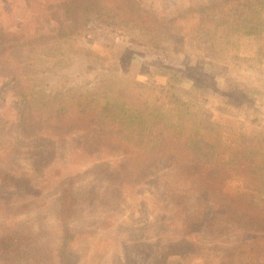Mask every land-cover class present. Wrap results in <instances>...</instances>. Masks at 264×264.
Segmentation results:
<instances>
[{
  "label": "rangeland",
  "instance_id": "rangeland-1",
  "mask_svg": "<svg viewBox=\"0 0 264 264\" xmlns=\"http://www.w3.org/2000/svg\"><path fill=\"white\" fill-rule=\"evenodd\" d=\"M134 1L150 13L154 28L135 25L131 19L121 26L93 19L81 35L39 48L33 70L26 64H32V55L25 48L15 54L29 67L25 74L23 65L1 70L0 237L32 236L34 244L28 241L32 249L20 257L14 251L0 252V264H10L16 256V263L24 264L27 256L40 253L45 259L40 264H66L58 253L62 187L73 188L80 197L70 220L79 239L70 246L67 264H264V243L253 244L261 248V255L253 258L243 244L258 236L246 238L250 233L244 228H223L222 220L204 213H198L204 220L192 225L189 220L186 226L187 213H180L168 195V187L178 185L176 165L164 160L143 164L144 169L150 166L143 176H156L139 180L135 174L131 184L114 191L106 189L101 171L91 170L103 156L117 167L122 162L116 153L123 150L155 149L166 155L168 146L165 151L155 144L145 146L141 137L153 138L168 126L173 134L185 127L183 131L204 137L202 155L219 152L217 157L227 159L231 143L238 144L236 150L257 168L255 175L264 187V22L222 35L196 27L214 15L211 10H218L208 6L225 2L227 9H240L246 0ZM69 4L77 0H56L50 12L53 17L60 16L59 10L68 15ZM38 8L32 0H0L1 35L10 41L5 49L13 41L25 43L22 31L27 41L39 26L48 27V13L40 11L31 19ZM10 51L5 50L3 63L14 62L8 60ZM27 78L30 90L19 96V81ZM30 91L35 94L28 98ZM76 98L82 107L110 102L104 114L107 134L97 126L95 134L102 135H91L82 122L49 120L58 106ZM119 102L124 110L113 113ZM48 128L66 136L53 135ZM48 146L55 155L38 161L35 153L46 155ZM134 165L137 169V162ZM241 176L234 178L236 183ZM92 188L101 195L88 198ZM194 202L188 201L190 211ZM203 205L202 200L199 207Z\"/></svg>",
  "mask_w": 264,
  "mask_h": 264
},
{
  "label": "trees",
  "instance_id": "trees-1",
  "mask_svg": "<svg viewBox=\"0 0 264 264\" xmlns=\"http://www.w3.org/2000/svg\"><path fill=\"white\" fill-rule=\"evenodd\" d=\"M55 1L56 0H32L33 5L36 4V8H38V6L39 8L32 11L31 19H37L39 12L43 11L48 13L49 20L47 22L50 24H48L47 28L45 26L43 29L39 26L33 33L27 35V41L25 39L27 32L25 33V31H22L24 34L22 38L25 40V43L18 42L14 45L13 41L11 48L5 49L3 46L8 45L10 41H6L4 36L1 35L2 30L0 28V49H4L3 52L0 53V73L5 69V65L10 64H15L17 66L23 65L22 73L25 74L27 72L25 69L29 67L23 64L21 58L16 57V55H18V48H25L29 51L30 55H32V57L29 58V60H32V64L30 61L26 64L33 70L37 64L36 56L38 55L37 50L39 48L45 47L49 41L60 43L65 41V39L74 37V35H81V32L86 30L93 19L118 26L120 22L123 23L125 20L131 19L136 23L135 25L139 26L141 23L146 26V29L148 27L154 28L150 13L144 10L145 8L134 0H77V4H69L68 15H65V13L62 15V11L59 10L60 16L53 17L50 11L54 9L55 6L53 3H55ZM66 1L71 3V0ZM244 2L246 3L244 4V8L240 9L234 7L227 9L228 5L225 4V2L220 6H208L210 8H218V10H211V12H214V15L205 23H201V25H197L196 27L201 31L210 27V29L216 33L225 35L250 26H252V28H257L259 25L263 24L264 0H246ZM76 6H78L77 10L74 9ZM204 7L207 8V6ZM194 11L198 12L199 10L195 9ZM62 16H65V18L61 19ZM5 50H11L8 54V60L14 61L13 63H3L6 58V56L4 57ZM33 56H35L34 59ZM10 74L14 76L16 81L18 80L17 74L9 73V75ZM29 79L30 78L19 81V83L22 82L16 89V91L18 90L17 94L19 96H25L24 93L26 90H30ZM33 94H35V92L30 91L27 95L28 98ZM78 99H72L71 104H61L58 106L55 110L56 114L53 113L49 120H55L56 122H82V125L88 127L87 130L91 129V135L100 136L102 134H107L109 126H107V122L105 121L106 116L104 114L106 111H109L107 108L110 106V102L106 101L104 104H92V102H90L89 105H84L82 107ZM120 103L121 102L114 105L113 113H120L124 110V107H119ZM161 115L162 114L159 115L160 121L164 118L163 116L161 117ZM101 122H103L102 125H97V123L101 124ZM97 126L99 129L98 131L102 134H95ZM183 128L181 131L173 134L168 126L158 130L153 138L147 136L141 137V141L145 146H153L155 144L156 149L163 151L167 150L165 148L168 146L171 151L166 155H162L164 153L160 151L154 152L155 149L151 151L141 149L142 151L140 150L138 153L123 150L116 153L121 158L120 162H122L119 163L117 167H112L110 164L111 162L108 163L104 161L103 156V161H96L91 170L101 171L103 174L101 180L107 183L106 189L114 191L116 187L122 189L125 185L131 184L130 178L135 174L141 176L139 180H147L156 176L155 173H148L144 175V177L142 174L147 172L146 170H149L150 166L148 169H144L141 166L143 164L148 163V165H151L158 164V162L161 164L164 160L165 164L168 166L173 164L175 167L176 165L178 169L176 170L175 168V175L178 178V185H182V187L170 185L168 187V195L180 213H187L185 215L187 219L185 223L191 220L192 225L193 222H200V219L204 220V217L202 218L200 214H198L204 213L209 217L212 216L214 219L222 220L224 222L223 228H227L228 225L238 227L240 230L244 228L250 233L246 238L250 239L249 237L254 236V234L258 236V238H255L256 240L252 238V240L243 244L245 246L244 248L250 252L251 256L257 259L258 256L261 255L258 249L261 248L259 245L253 246V244L259 241L264 243V187L260 179L255 175L257 168L254 167V169H252V167L248 165L246 162L249 160L247 155L241 150H236L238 147L236 143H231L232 145L227 159L217 157L219 152H214L211 155H202L199 152V145H207V143L203 142L204 137L200 134L193 133L192 135L187 133L183 131ZM48 132L52 133V131H49V128ZM119 133L120 131H116V134L119 135ZM53 135L66 136L64 133H55ZM108 137L110 138V136ZM111 139L114 140L116 138L111 136ZM130 140H132V138H130ZM190 146L192 149H189ZM48 147L49 148L46 150L47 154L44 156H42L43 153H35L38 161L45 160V157L53 158L55 153L51 151L50 146ZM51 159H48L46 163L50 162ZM238 159L241 160L242 163L234 165L233 161L237 162ZM136 162L137 169L134 165ZM124 164L126 165L124 172H120V167ZM254 165H257V163ZM159 170H161V168H159ZM235 175H242L241 177L243 178L236 183V179H234L236 177ZM257 175L259 177L261 176L260 174ZM233 182L236 184H232ZM91 191L90 194H87L88 198L91 194L95 196L101 195V193L93 188ZM61 193L62 196L60 201H62V208L60 209L58 218L61 222L63 231L61 237L62 242L58 250L60 255H58L60 256L61 262L67 264L70 246L74 241L79 239V235L70 226V220L75 211L76 204L80 202V197L71 187H62ZM120 196L122 197V192ZM191 198H194L195 202L192 204L193 210L190 211V204L188 205V201ZM202 200L205 201V206L199 207V202ZM186 226L190 225L187 223ZM30 240L31 244H34V237L32 236L25 235L20 237L13 233L2 234L0 237V252H7V255H10V253L14 251V253H17L18 257L24 256L26 251L32 249L31 244L27 245V242ZM260 252L264 253V250ZM27 254L29 253H26V255ZM16 257L13 258L15 261L8 260V262L10 264H19L16 263ZM8 259L10 258L8 257ZM44 260L42 253L36 255L31 254L26 257L24 264H40ZM162 264H165L164 261Z\"/></svg>",
  "mask_w": 264,
  "mask_h": 264
}]
</instances>
